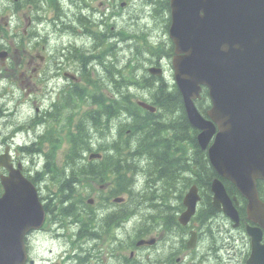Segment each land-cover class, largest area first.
<instances>
[{"label": "flooded vegetation", "instance_id": "1", "mask_svg": "<svg viewBox=\"0 0 264 264\" xmlns=\"http://www.w3.org/2000/svg\"><path fill=\"white\" fill-rule=\"evenodd\" d=\"M147 1L0 0V179L18 169L35 186L45 212L41 226L25 238L30 264H248L246 226L256 224L246 215L234 225L205 198L183 223V199L161 195L153 201L158 212L150 215L147 199L116 193L120 183L107 168L97 181L76 184L89 194L71 199L79 208L75 215L61 213L69 201L62 200L66 188L56 175L69 173L65 158L76 128L79 150L72 154L84 161L81 169L103 167L107 156L116 162L144 152L136 135H118L117 123L128 122L133 112L118 114L116 103L78 101L84 94L112 99L161 91L137 82L150 60L165 63L162 50L149 53L147 44L164 47L167 41L163 18L154 21ZM40 157L56 165V175H44ZM147 186L140 182L137 193ZM138 210L150 219L137 217ZM151 237L153 244L138 243Z\"/></svg>", "mask_w": 264, "mask_h": 264}, {"label": "water", "instance_id": "2", "mask_svg": "<svg viewBox=\"0 0 264 264\" xmlns=\"http://www.w3.org/2000/svg\"><path fill=\"white\" fill-rule=\"evenodd\" d=\"M170 37L175 43L174 79L188 121L201 131L217 174L231 180L247 199V214L264 227V203L256 180H264V0H171ZM200 84L208 87V118L193 99ZM0 196V264H22L25 232L41 221L40 203L30 182L19 173L3 180ZM214 205L237 220V211L219 178L211 182ZM198 198L192 186L188 207ZM232 200L237 204L236 198ZM37 212V213H36ZM36 214H38L36 216ZM253 254L264 253L259 227H247ZM252 263L253 255L251 259ZM264 262V261H263Z\"/></svg>", "mask_w": 264, "mask_h": 264}, {"label": "trees", "instance_id": "3", "mask_svg": "<svg viewBox=\"0 0 264 264\" xmlns=\"http://www.w3.org/2000/svg\"><path fill=\"white\" fill-rule=\"evenodd\" d=\"M146 3L150 5L151 13L158 15V19L154 21L161 24V17L163 18L165 15L166 0H148ZM154 83L149 81V85L155 86ZM159 83L158 87H161V91L154 94L153 99L154 103L161 105V121H158L159 115L148 114L145 117L146 120L143 123L140 122V129L135 138L144 152L137 154L129 163L121 161L111 162L112 158H107V162L103 164V167L91 166L89 169L83 167L81 169L79 164L84 165L80 158L75 155H68V162L75 163L71 165L69 177L67 181L65 180L66 183L62 182L65 185L64 188H66L63 190L65 196L70 197L68 194L73 192V188L69 183L79 180L81 174H85V177L91 176V180H96L99 171L101 170L102 175L105 173L106 168L109 172L116 173L118 177H121L119 180L120 187L116 193L132 191L133 181L128 176V172H134L137 166L144 165L145 168H148V173L146 174L149 181H153L152 177H155V175L161 179V188L154 187L153 195L151 194L149 199L152 197L156 198V195H161L163 199L181 196L184 190L192 183H196L202 190L203 198L208 197L209 182L212 177L216 176V172L209 164L205 152L195 142V135L187 122L179 91L174 85L171 89L164 86V82L162 83L161 79H159ZM205 94L206 92L203 91L202 98L197 101L198 108L203 111L208 105ZM120 103H128L127 97H121ZM160 125L161 138L159 134ZM185 139H188L190 143L193 142L194 145V150L187 156L182 148V142ZM149 143L151 145L147 147ZM75 144L79 145L78 143ZM223 182L230 195L235 194L238 199L243 200L242 203L245 201L230 182L225 180ZM153 183L155 182L153 181ZM257 187L261 198L264 200V182L258 181ZM171 191L172 194H170ZM140 196L139 199H142V195ZM242 203L239 210L240 213H245L244 204ZM216 229L212 228L211 230Z\"/></svg>", "mask_w": 264, "mask_h": 264}, {"label": "bare ground", "instance_id": "4", "mask_svg": "<svg viewBox=\"0 0 264 264\" xmlns=\"http://www.w3.org/2000/svg\"><path fill=\"white\" fill-rule=\"evenodd\" d=\"M53 12H54V14H56V12H55V10L53 9ZM45 13L44 12H42L41 14H40V16H42V15H44ZM133 71L136 73V74H139V72H138V70H136L135 68L133 69ZM115 79H117V78H113V77H111V78H108V80H113V84L114 85H116V86H118V84H117V81H114ZM128 87V85H126V84H123V88L124 89H126ZM121 91L123 92V89H122V86H121ZM80 158V157H79ZM107 158H110V157H105V158H103V160H102V164H104V163H106L107 162ZM65 161L66 162H68V160H67V157L65 158ZM80 161L84 164V161H82V158H80ZM164 162V161H163ZM50 166H51V163H43V164H41V168H42V171L45 173L44 175H46V176H49V172H50ZM98 168H101V167H98ZM97 168V169H98ZM144 165H139V166H137L136 167V169L135 170H140L141 172H143L144 174H145V176H146V184H148V186H147V192H143V193H137V191H138V187L136 186L137 185V176H138V174L137 175H135V176H133V173L135 172H128V176H130L131 178H132V187H131V190L133 191V197H134V199L135 200H137V199H139L141 196L140 195H142V199H147V201H148V205H147V209H149V214L150 215H152V214H155L156 212H158V210H159V208L157 207L156 208V210H155V207H153V201H154V199L155 198H151V199H149L150 198V195L152 194L153 195V189H154V187H153V181H149L148 180V175L144 172ZM58 176H60L61 177V182H64V183H66L65 182V180L67 181V179H68V177H69V173L67 174V175H65V174H60V175H57V177ZM102 177V175H101V170L99 171V173H98V176H97V178H96V180H92V181H97V179H100ZM74 183H69V184H71L72 186V188H73V192H75V195H76V189H78L79 187L78 186H76V184H78V183H81L82 182V179L80 178L79 180H76V181H73ZM192 184H196V183H192ZM65 186V185H64ZM87 194H89V193H87ZM86 194V195H87ZM82 195H83V193L81 192V193H79V194H77V196H79V198H77V199H81L82 198ZM67 195L64 197L63 196V201H69L68 203H66L65 205L64 204H62V208H61V213H63V214H66V215H71V216H73V215H75L76 213H77V211H78V207H77V205L71 200V198L70 197H67ZM76 197V196H75ZM179 197L180 196H173V197H171V198H173V199H179ZM70 198V199H69ZM161 212H162V209H161ZM149 214H148V212L145 210L144 212H141L140 210H138V212H137V217H139V218H142L143 220H149V218H150V216H149ZM100 243V242H99ZM92 244H95V243H92ZM98 244V243H97ZM98 246V245H97Z\"/></svg>", "mask_w": 264, "mask_h": 264}, {"label": "rangeland", "instance_id": "5", "mask_svg": "<svg viewBox=\"0 0 264 264\" xmlns=\"http://www.w3.org/2000/svg\"><path fill=\"white\" fill-rule=\"evenodd\" d=\"M55 171H56V165L55 164H51L49 175H51V174L52 175H56ZM137 174H138V176H137V185L136 186L139 188V183L140 182H145L146 183V176L140 170H135V172L133 173V176H135ZM56 177H57V175H56ZM57 178H59V180H61L60 176H58ZM75 191H76V195H74V197L72 198V199H75V200H78L77 198H79V196H77V194L82 192L83 193L82 198H83L87 193H89L84 188H78Z\"/></svg>", "mask_w": 264, "mask_h": 264}]
</instances>
